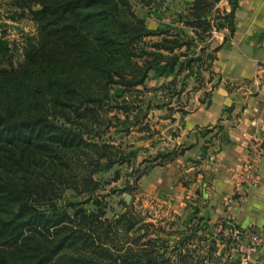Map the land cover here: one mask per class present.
<instances>
[{"label":"trees","instance_id":"trees-1","mask_svg":"<svg viewBox=\"0 0 264 264\" xmlns=\"http://www.w3.org/2000/svg\"><path fill=\"white\" fill-rule=\"evenodd\" d=\"M29 2L36 34L16 67L0 37V264H238L239 253L234 262L216 255L215 240L198 253L203 232H230V223L200 225L194 207L186 231L163 237L145 224L144 233L140 213L125 199L122 211L106 216L100 192L121 169L110 180L97 175L135 164L141 148L123 147L110 131L129 133L166 105L145 102L147 93L179 97L190 80L195 90L212 81L217 52L231 47L237 29L239 0H191L175 12L180 25L162 21L163 0ZM135 3L159 27H149ZM223 31L214 46V32ZM150 78L168 80L148 89ZM182 154L175 149L164 161ZM110 190L132 196L133 187L126 181Z\"/></svg>","mask_w":264,"mask_h":264},{"label":"rangeland","instance_id":"rangeland-1","mask_svg":"<svg viewBox=\"0 0 264 264\" xmlns=\"http://www.w3.org/2000/svg\"><path fill=\"white\" fill-rule=\"evenodd\" d=\"M190 1L191 0H163L157 13L162 16L163 22L173 21L176 23L177 17L175 12L184 11ZM29 5H31L29 0H0V37L5 41L7 55L11 56L15 67L23 58V45L29 37L36 34L35 24L27 15V7ZM226 5V1H222L219 4L220 7H225ZM134 7L137 14L145 17L149 27H159L160 23L156 16L151 15L147 7H143L136 3ZM237 22L235 34L238 29L240 30H238L236 36L234 34L231 39V47L235 45V49L238 45L243 46L245 37L243 36V32L246 31V25L241 23V28H239L238 19ZM176 24L180 25L178 23ZM186 30L190 34V29L187 28ZM225 33L226 31L221 33L214 32L215 37L212 44L214 46L220 44ZM262 35H264V32ZM258 40L259 39H257V41ZM237 50L238 48L236 51ZM221 54L224 55L225 52L222 51ZM203 76L206 79L209 77V74L204 72ZM212 78L210 83H207L203 89L200 88L198 90L194 88L197 84L193 80H190L185 92L179 97L173 96L167 90L158 92L157 96L153 97V91H150L145 97V102L150 100L152 104L166 103V105L151 109L147 114V118L141 121V123L129 133H125L124 131L117 132L114 128L111 129L110 133L116 140V143L122 142V146L129 150L132 149L131 147H140L141 149L135 164L131 168L130 166H115L111 171L103 175H97V177L110 180L115 169H121L123 174L118 181H112L110 184H106L105 188L100 192L101 195H103L101 199L106 202L107 217H111L123 210V205L120 203L121 199H125L130 204L132 203V206L140 213L142 227L147 224L146 227L149 228V231L156 230V232L160 233L163 237H166V232L176 233L179 231H186L187 228L189 229V226H186L184 221L194 211V207H197L199 210L197 216L203 217V221L200 222V225L208 221L210 225L226 222L228 224L230 223L231 226L237 227L235 228L237 231L236 236L229 235L228 232L220 234L216 228L210 233H207V231L203 232V235L206 234L205 238L207 241L201 242L202 244L198 253L206 251L208 245L215 240L218 244V252L216 255L221 256L223 262L228 259L227 257H230V260L233 261L237 258L236 253H239L241 259L239 258L240 261L238 264H263L264 261L261 259L258 251L262 243V236L260 233L251 226H241L237 224L233 218L229 216H218L213 220L208 217L205 213L206 204L204 199L206 197V188L210 185L211 173L203 175V177L200 178V183H198L197 173L201 171V168L198 170V164L201 162L189 156L181 158L185 150L188 149L189 144L193 143L194 137L199 133L200 135L202 134L204 138L203 145L200 149V157L206 155L209 147L212 146L213 148L210 149L212 155L210 154L208 159L213 160L212 156L215 153L214 149H217L220 143V141L217 140H219L218 138H222V134L219 133L221 132L220 127L215 131L216 134L218 133L216 142L213 141L215 135L209 134V132H214V127L210 129L209 127H204V129L202 128L200 131L195 129V133L185 131L183 132L184 134H182L185 115L190 110L197 107L198 104L201 105L202 102L207 103L211 97L213 86L215 84L217 85L222 80L221 74L218 73H214ZM167 80L166 78H150L146 80L145 85L148 89H151L152 87H158L166 83ZM224 84L227 85L228 88L231 86L230 82L227 80ZM140 88L142 89V87ZM205 92H207L208 95H204ZM183 109H186L188 112L183 113ZM227 109L225 108L224 111ZM144 124H148L149 128L145 129ZM262 135H264V130L261 131L257 137L261 138ZM248 145L247 158L243 165V169L248 161ZM175 149L177 152L183 150V154L179 155L171 162L166 163L164 161V155ZM243 169L242 172L244 171ZM141 171H145L144 174H142L138 180H135L136 176ZM242 180L244 181V179ZM126 181H129L133 187L132 196L128 193L120 194L111 192V188H120ZM244 182L247 185L251 184L246 181ZM257 183L255 182L251 185ZM224 204L225 203L222 205L227 206L228 203L226 205ZM195 224L197 225L196 218L192 219L189 225L192 227ZM146 227H143V230L141 229L144 233L147 231ZM198 233L201 234L202 232L199 231ZM174 236L177 237L176 234L172 237ZM229 237L233 238L232 244L229 245L230 247H234L233 249L225 246ZM248 248H254L251 254L247 253ZM223 251L225 254L221 255ZM229 254H231V256H228Z\"/></svg>","mask_w":264,"mask_h":264},{"label":"crops","instance_id":"crops-1","mask_svg":"<svg viewBox=\"0 0 264 264\" xmlns=\"http://www.w3.org/2000/svg\"><path fill=\"white\" fill-rule=\"evenodd\" d=\"M239 4V28L241 23L246 25L243 46L238 45L237 51L235 45L219 50L213 70L221 74L222 80L213 88L207 103L198 104L185 115L182 129L184 134L214 127V132L209 134L215 135L216 142L215 131L220 127L222 138L217 140L220 143L214 149L213 160L208 159L212 146L200 157L204 138L199 133L181 158L189 156L201 162L198 183L203 175L211 173L204 199L206 215L212 220L229 216L241 226L253 227L262 236L258 251L264 261V153L258 163L257 184L247 185L240 175L248 143L264 130V0H239ZM226 80L231 84L229 88L224 84ZM225 108L228 109L224 111ZM223 203L228 204L223 206Z\"/></svg>","mask_w":264,"mask_h":264},{"label":"built area","instance_id":"built-area-1","mask_svg":"<svg viewBox=\"0 0 264 264\" xmlns=\"http://www.w3.org/2000/svg\"><path fill=\"white\" fill-rule=\"evenodd\" d=\"M248 161L244 166V171L241 174L242 179L248 183H257L259 180V173H258V161L262 154L264 153V135L261 138L255 137L253 138L248 145ZM233 230V231H231ZM229 230L228 234L236 236L237 231L235 226H232V229ZM254 248H248L247 253L252 252Z\"/></svg>","mask_w":264,"mask_h":264}]
</instances>
